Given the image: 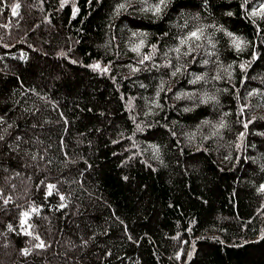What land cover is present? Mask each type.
I'll list each match as a JSON object with an SVG mask.
<instances>
[{"label": "trees", "instance_id": "1", "mask_svg": "<svg viewBox=\"0 0 264 264\" xmlns=\"http://www.w3.org/2000/svg\"><path fill=\"white\" fill-rule=\"evenodd\" d=\"M157 4L0 0V264H264V0Z\"/></svg>", "mask_w": 264, "mask_h": 264}, {"label": "snow or ice", "instance_id": "2", "mask_svg": "<svg viewBox=\"0 0 264 264\" xmlns=\"http://www.w3.org/2000/svg\"><path fill=\"white\" fill-rule=\"evenodd\" d=\"M164 3H165V0H159V4H157V5L155 6V8H154V12H155V13H159L160 10H161L160 5H162V4H164ZM18 7H19V5H16L15 7L12 8V12H13L14 15L16 14V11H17V8H18ZM120 7H124V5L122 4V5H120ZM255 14H256V13H253V15H255ZM191 36H192V37H197V33H196V32H193V33H191ZM236 47L239 49L240 44L237 43ZM135 50H138V49H135ZM177 51H178V49H177ZM95 67H98V65H96ZM0 138H2V137H0ZM50 187H53V186H50ZM25 215H27V213H25ZM38 246H39V247H43V246H44V245H43V242H41V244L38 245Z\"/></svg>", "mask_w": 264, "mask_h": 264}]
</instances>
